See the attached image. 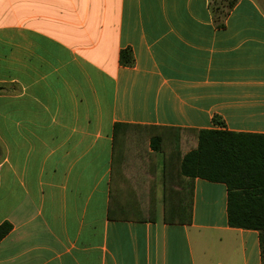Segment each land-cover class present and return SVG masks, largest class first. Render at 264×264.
Instances as JSON below:
<instances>
[{"label": "crops", "instance_id": "0c3cea01", "mask_svg": "<svg viewBox=\"0 0 264 264\" xmlns=\"http://www.w3.org/2000/svg\"><path fill=\"white\" fill-rule=\"evenodd\" d=\"M215 1L0 0V264H262L225 184L166 224L163 155L114 152L118 123L264 136V0Z\"/></svg>", "mask_w": 264, "mask_h": 264}, {"label": "trees", "instance_id": "16d2710c", "mask_svg": "<svg viewBox=\"0 0 264 264\" xmlns=\"http://www.w3.org/2000/svg\"><path fill=\"white\" fill-rule=\"evenodd\" d=\"M237 1H215L213 15L225 20ZM220 26H224V21ZM120 63L128 67L134 65L130 48L121 52ZM215 123L223 125L217 119ZM122 147L125 157H131L141 166L143 176H150L154 171V156L163 155V221L166 224H192L194 181L197 178L225 184L229 225L259 232L264 264V136L226 129L193 130L118 123L114 126V152H121ZM148 148L153 154H148ZM109 217L115 218L111 213ZM138 219L156 220L154 216ZM11 230V224L3 223L0 241Z\"/></svg>", "mask_w": 264, "mask_h": 264}, {"label": "rangeland", "instance_id": "374dc122", "mask_svg": "<svg viewBox=\"0 0 264 264\" xmlns=\"http://www.w3.org/2000/svg\"><path fill=\"white\" fill-rule=\"evenodd\" d=\"M162 168H163V167L160 166L159 169H158V171H157V172H158V179H159V181H160L161 178H162Z\"/></svg>", "mask_w": 264, "mask_h": 264}]
</instances>
